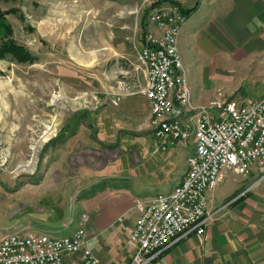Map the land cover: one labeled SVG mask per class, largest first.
Here are the masks:
<instances>
[{"label":"crops","instance_id":"crops-1","mask_svg":"<svg viewBox=\"0 0 264 264\" xmlns=\"http://www.w3.org/2000/svg\"><path fill=\"white\" fill-rule=\"evenodd\" d=\"M173 1L178 2L184 11L193 8L186 14L177 42L185 75L194 52L198 55L196 58L201 57L198 62L209 63L213 69L219 68L230 74L226 79H231L235 70L238 73L236 84L227 88L225 94L208 82L204 83L203 89L196 85L198 91H194L186 76L193 104H207L217 96L218 91L223 98L240 91L243 98L237 100L239 102L262 98L264 0ZM167 3L160 2L158 6ZM121 99L116 107L108 106L109 109L101 110L95 116L96 132L92 136L90 128L94 124L89 125L77 118L78 114L66 121L57 137L47 143L41 177L38 180L31 177L15 189L25 190L28 200L25 207L32 210L18 217L14 225L4 228H25L55 237L68 236L80 226L81 215L86 214L84 239L96 264H130L133 245L129 234L141 211L136 201L157 194L153 188L164 177H160L153 187L147 186V178L144 177L143 190H132L120 184L119 177L125 167L134 171L139 168L138 165H147L152 161L161 168L159 164H168L181 153H177L174 146H168L153 159L158 152L150 154L155 139L151 132L147 100L137 94ZM104 113L109 116V123L100 127V116ZM81 115L88 116L87 113ZM119 132L134 134L138 139L148 137L150 144L148 147L140 146L134 141L133 151L128 157L120 159L121 152L126 153L125 146L130 147L129 141ZM187 144L181 145L189 147L188 152L183 154L185 164L187 156L193 152V143L189 141ZM113 147L118 151L116 157L114 150H109ZM84 148L89 152L85 154L87 164L82 162ZM93 153H101L103 157V163L97 167L90 163ZM185 171L180 169L175 182L170 186L162 184L159 191L165 192L158 193L170 192L181 181ZM260 175L257 167L247 176L227 173L213 189L205 192L208 219L203 233L193 231L179 238L157 253L150 264H264V180L257 181ZM43 198L48 200L42 204ZM74 222L75 225H71ZM79 256L68 255L65 260L68 264H76Z\"/></svg>","mask_w":264,"mask_h":264},{"label":"rangeland","instance_id":"rangeland-1","mask_svg":"<svg viewBox=\"0 0 264 264\" xmlns=\"http://www.w3.org/2000/svg\"><path fill=\"white\" fill-rule=\"evenodd\" d=\"M154 1L157 0H0V10L6 11V22L12 30L7 37L0 35V42H14L35 57L32 62L24 63L17 62L10 54L0 58V227L14 225L18 217L32 210L25 207L28 202L25 190L15 189L31 177L34 180L41 177L47 143L57 137L66 121L78 114L77 118L94 124L90 128L92 136L96 132L95 116L101 110L116 107L123 96L141 95L138 90L145 77L138 56L141 18L144 13L147 16ZM12 8L15 11L8 13ZM191 55L186 76L194 91H198L196 85L203 89L208 82L225 94L227 88L236 84V70L231 79H226L230 75L226 71L198 62L201 57L196 58L195 52ZM227 98L243 97L240 91H235ZM86 113L88 116H80ZM100 117L98 126L109 123L107 113ZM122 137L129 141L130 148L125 146L126 153L121 152L120 159L133 151L134 141L140 146L150 144L148 137L138 139L128 132ZM115 147L109 150L113 149L116 157ZM174 149L181 156L173 157L168 164H159L161 168L152 161L138 165L134 171L125 167L119 177L120 184L143 190L144 177L148 187L164 177L153 191L165 192L159 191L160 186L172 185L179 170L187 169L183 154L189 147ZM87 153L84 148L85 164ZM101 153L92 154L93 166L103 163ZM30 161L31 166L27 167ZM46 200L41 199L42 204Z\"/></svg>","mask_w":264,"mask_h":264},{"label":"built area","instance_id":"built-area-1","mask_svg":"<svg viewBox=\"0 0 264 264\" xmlns=\"http://www.w3.org/2000/svg\"><path fill=\"white\" fill-rule=\"evenodd\" d=\"M152 5V3H151ZM186 14L176 1L152 5L141 27L139 61L144 82L138 92L149 105L151 153L191 141L181 181L168 193L137 200L141 211L129 234L133 245L130 264H150L157 253L190 232L202 234L206 215L205 192L227 173L249 175L254 167L264 180V96L239 102L220 91L207 104L196 106L190 96L178 35ZM113 102H115L113 100ZM68 236L55 237L25 228L0 227V264H96L86 246L84 223Z\"/></svg>","mask_w":264,"mask_h":264},{"label":"trees","instance_id":"trees-1","mask_svg":"<svg viewBox=\"0 0 264 264\" xmlns=\"http://www.w3.org/2000/svg\"><path fill=\"white\" fill-rule=\"evenodd\" d=\"M161 0L154 1L155 4H159ZM152 3V5H155ZM193 9V8H192ZM192 9L185 10L184 13L187 14L189 13ZM15 9L12 8L9 12H14ZM146 12V11H145ZM146 14L144 13L141 18V27L144 30L145 29V24H144V19H145ZM6 11L0 10V35L1 37H7L11 33V26L6 22ZM7 54L12 55V57L17 61V62H32L35 57L25 48L22 46L16 45L14 42H7V40H1L0 42V58H4Z\"/></svg>","mask_w":264,"mask_h":264},{"label":"bare ground","instance_id":"bare-ground-1","mask_svg":"<svg viewBox=\"0 0 264 264\" xmlns=\"http://www.w3.org/2000/svg\"><path fill=\"white\" fill-rule=\"evenodd\" d=\"M27 167H30L31 166V161L29 162V164L26 165Z\"/></svg>","mask_w":264,"mask_h":264}]
</instances>
